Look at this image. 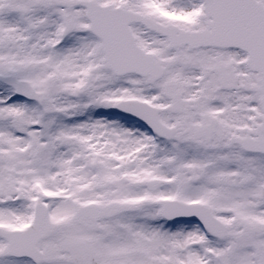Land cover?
Returning a JSON list of instances; mask_svg holds the SVG:
<instances>
[{
	"label": "snow or ice",
	"instance_id": "snow-or-ice-1",
	"mask_svg": "<svg viewBox=\"0 0 264 264\" xmlns=\"http://www.w3.org/2000/svg\"><path fill=\"white\" fill-rule=\"evenodd\" d=\"M0 264H264V0H0Z\"/></svg>",
	"mask_w": 264,
	"mask_h": 264
}]
</instances>
